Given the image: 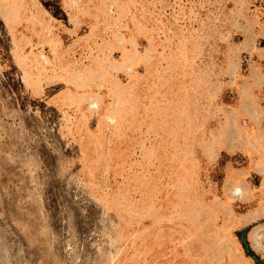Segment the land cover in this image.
<instances>
[{
    "label": "rangeland",
    "instance_id": "1",
    "mask_svg": "<svg viewBox=\"0 0 264 264\" xmlns=\"http://www.w3.org/2000/svg\"><path fill=\"white\" fill-rule=\"evenodd\" d=\"M0 264H264V0H0Z\"/></svg>",
    "mask_w": 264,
    "mask_h": 264
}]
</instances>
